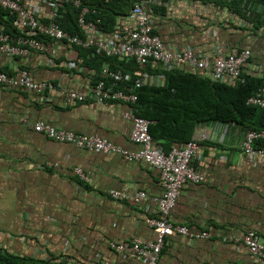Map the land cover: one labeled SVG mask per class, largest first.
<instances>
[{
	"label": "crops",
	"instance_id": "crops-1",
	"mask_svg": "<svg viewBox=\"0 0 264 264\" xmlns=\"http://www.w3.org/2000/svg\"><path fill=\"white\" fill-rule=\"evenodd\" d=\"M19 1L28 8L38 6L44 17L49 14L43 0ZM146 1L154 31L167 47H192L211 57L218 50L249 49L241 76L264 81V10L238 15L228 7L229 0ZM131 6L116 15L114 24L103 30L104 37L133 28L134 21L128 17ZM47 46L23 56L0 53V71L17 74L27 68L36 81L49 80L90 93L95 70L83 52L57 41H48ZM135 64L131 72L123 66L127 71H122L133 76L146 71L150 74L146 86L163 85L164 74L159 70L171 69L151 60L141 67ZM174 67L212 78L209 69L196 70L187 64ZM130 107L119 100L66 102L55 92L0 85V252L50 262L63 257L66 264H144L128 251L111 248L109 242L153 238L148 220L156 215L153 198L162 193L157 170L119 154L55 141L32 127L41 121L138 150L139 144L129 137L132 122L123 116ZM220 125L217 121L195 125L190 140L195 139L200 148L193 165L204 179L186 183L170 212L172 222L191 231H208L210 237L170 236L159 264H264L242 243L221 241L225 235L242 236L248 231L264 241V161L241 152L243 125L233 121ZM213 132L214 138H209ZM257 144L264 146V139ZM47 162L58 165L47 168ZM74 167L92 175L80 180ZM111 189L129 194L143 190L146 197L132 204L112 198Z\"/></svg>",
	"mask_w": 264,
	"mask_h": 264
},
{
	"label": "built area",
	"instance_id": "built-area-1",
	"mask_svg": "<svg viewBox=\"0 0 264 264\" xmlns=\"http://www.w3.org/2000/svg\"><path fill=\"white\" fill-rule=\"evenodd\" d=\"M49 8V14L44 17L38 6L28 8L19 0H0V8L13 14L11 27L17 30L7 31L0 25V53L10 56H23L30 50H46L48 41L62 42L68 45L83 48H94L99 53L108 56H118L133 59L138 66H143L152 60L162 62L168 68L187 64L196 70L209 69L212 78L228 83L242 80L240 77L243 66L250 56L249 49H241L234 52L223 53L216 51L214 56H206L198 53L192 47L176 48L167 47L160 36L154 31L151 15L147 9L148 1L134 2L129 10V18L134 21L132 29H123L113 38L102 35L100 19H88L90 9L83 4V0H43ZM70 3L79 8L77 23L85 30V35L78 36L66 32L57 23L62 16L58 12V6ZM41 36L42 38H38ZM150 74L140 71L136 76L121 69H112L108 63L101 66L98 79L92 85L90 93H84L74 89H66L53 81H34L25 68H21L16 75L0 72V83L14 87H24L38 93L55 92L61 94L66 102L95 103L119 100L131 104L129 110L123 116L132 122L130 140L139 144L138 150H129L108 139L95 134H80L71 130L56 128L44 122H37L33 128L43 132L47 137L74 144L91 151L119 154L129 161H143L158 172L162 193L153 198L156 205V215L148 220L152 229L153 238L133 239L131 242L110 241L109 245L118 250H128L131 257L144 264H159L162 249L167 238L172 235H181L189 239H207L208 231H191L186 225L174 223L170 219V212L177 202L181 188L188 182L200 183L204 179L202 171L193 165V158L200 144L191 139L182 145L171 147L163 151L154 145L153 137L149 132L151 121L138 115L134 103L137 100L135 89L147 84ZM246 104L259 107L264 110V86L246 99ZM224 125V122H220ZM218 124V123H217ZM223 125H220L223 127ZM217 133L216 131H214ZM212 133L209 138H214ZM264 139V129H246L239 145L243 154L249 158L264 161V146L257 144ZM51 167L57 163H46ZM75 172L85 179L86 172L75 168ZM109 194L114 199L128 201L137 204L146 197V192L138 190L133 194L126 191L111 189ZM222 242L242 243L248 251L259 259L264 260V241H259L254 231H248L242 236L228 234L222 237ZM93 264H107L99 261Z\"/></svg>",
	"mask_w": 264,
	"mask_h": 264
},
{
	"label": "trees",
	"instance_id": "trees-1",
	"mask_svg": "<svg viewBox=\"0 0 264 264\" xmlns=\"http://www.w3.org/2000/svg\"><path fill=\"white\" fill-rule=\"evenodd\" d=\"M134 1L83 0V4L96 11L95 13L90 12L87 20L99 18V25L102 26V30H105L114 24L116 15L122 14L124 8L131 6ZM228 2V7L238 15L241 14V11L247 13V10H251V13L254 14L258 8L264 10V0H229ZM248 3L250 6L246 7ZM58 12L62 14L57 19L60 27L71 34H83V29L77 23L79 15L77 7L70 3H63L58 6ZM4 16L7 18L5 21L0 20V23L3 24L5 30L16 31L11 27L13 14L0 8V17ZM78 52H83L82 57H87L90 61L88 66L95 70L93 77L95 81L100 76L101 66L105 62L112 69L125 70L123 67H129L128 71L131 72L137 68L133 59L108 56L97 52L94 48L78 47ZM148 69L151 70L149 67ZM157 71L158 68L154 69V72ZM159 71L164 74L165 83L159 86L145 85L137 88L135 90L137 100L134 106L138 109V115L151 121L149 132L153 137L154 145L160 146L163 151H168L173 146L189 141L195 125L200 122L225 123L233 121L240 123L246 129L264 128V110L260 109L256 114V110L259 108L246 104L247 97L253 94L258 87L264 86V81L261 79L244 78L240 74L241 81L228 83L177 67ZM254 115L256 116L255 120H252ZM65 261L66 259L63 257H58L57 261L50 262L45 259L0 252V264H66Z\"/></svg>",
	"mask_w": 264,
	"mask_h": 264
},
{
	"label": "clouds",
	"instance_id": "clouds-1",
	"mask_svg": "<svg viewBox=\"0 0 264 264\" xmlns=\"http://www.w3.org/2000/svg\"><path fill=\"white\" fill-rule=\"evenodd\" d=\"M20 2V1H19ZM21 3V2H20ZM22 4V3H21ZM134 4V3H133ZM23 5V4H22ZM132 7V6H131ZM147 9H148V11H149V14H150V9H149V5L147 6ZM7 11V10H6ZM9 12V11H8ZM151 15V14H150ZM57 23H58V21H57ZM1 24V23H0ZM2 26H3V24H2ZM78 26H79V24H78ZM4 27V26H3ZM79 27H81V26H79ZM82 28V27H81ZM64 29V28H63ZM83 29V28H82ZM65 30V29H64ZM66 31V30H65ZM66 32H68V31H66ZM68 33H70V32H68ZM71 34V33H70ZM73 35V34H72ZM76 35V34H75ZM85 35V30L83 29V34L82 35H78V36H84ZM73 46V45H72ZM77 47V46H76ZM78 47H80V46H78ZM81 48H83V47H81ZM89 48H92V47H89ZM84 49H88V48H84ZM152 61V60H151ZM172 68V67H171ZM25 69H27V68H25ZM28 70V69H27ZM29 71V70H28ZM0 72H4V71H0ZM19 72V71H18ZM5 73H7V72H5ZM7 74H10V75H16V74H13V73H7ZM30 74V73H29ZM133 75V74H132ZM31 77V76H30ZM32 78V77H31ZM33 79V78H32ZM34 80V79H33ZM34 81H36V80H34ZM43 81V80H42ZM47 81H49V80H47ZM0 85H3V86H9V87H13V88H24V87H14V86H10V85H8V84H4V83H0ZM24 89H26V88H24ZM28 90V89H27ZM136 90V89H135ZM33 91V90H32ZM38 93V92H37ZM39 122H41V121H39ZM218 122V121H217ZM35 123H37V122H35ZM34 123V124H35ZM45 123V122H44ZM226 123V122H225ZM34 124H33V126H34ZM48 124V123H47ZM51 125V124H50ZM32 126V127H33ZM34 129V128H33ZM64 129V128H63ZM35 130V129H34ZM67 130H69V129H67ZM37 131V130H36ZM72 131V130H71ZM38 132H40V131H38ZM75 132V131H74ZM43 133V132H42ZM76 133H78V132H76ZM44 134V133H43ZM80 134H82V133H80ZM49 138V137H48ZM51 139V138H50ZM56 141V140H55ZM110 141V140H109ZM60 142V141H59ZM64 143H66V142H64ZM71 144V143H70ZM74 145V144H73ZM76 146V145H75ZM81 148V147H80ZM85 149V148H84ZM88 150V149H87ZM91 151V150H90ZM95 152H100V151H95ZM101 153H103V152H101ZM104 154H112V153H104ZM55 163H57V165H58V162H55ZM54 164V163H53ZM57 165H53V166H51V167H47V168H52V167H56ZM45 166H47V165H45ZM75 168L76 167H74V172H75ZM77 168H80V167H77ZM81 169V168H80ZM83 170V169H82ZM84 171V170H83ZM84 172H86V171H84ZM75 174L79 177V179L80 180H88L89 179V176H91L92 174H90V172H86V174H87V177L85 178V179H83V178H81L79 175H78V173L77 172H75ZM119 200V199H118ZM142 200V199H141ZM124 201V200H123ZM169 238V237H168ZM167 238V239H168ZM132 240H129V241H124V242H131ZM116 242V241H115ZM110 243V242H109ZM119 243H121V242H119ZM229 243V242H228ZM111 247V246H110ZM112 248V247H111ZM114 249V248H113ZM116 250V249H115ZM163 250V249H162ZM118 251V250H117ZM123 251H128V250H123ZM162 253V252H161Z\"/></svg>",
	"mask_w": 264,
	"mask_h": 264
}]
</instances>
